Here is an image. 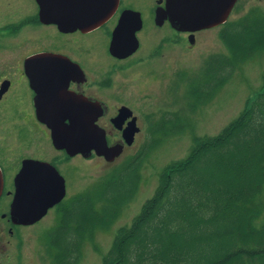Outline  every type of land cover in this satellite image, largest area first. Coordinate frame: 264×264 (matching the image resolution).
I'll return each instance as SVG.
<instances>
[{"label": "flooded vegetation", "instance_id": "1", "mask_svg": "<svg viewBox=\"0 0 264 264\" xmlns=\"http://www.w3.org/2000/svg\"><path fill=\"white\" fill-rule=\"evenodd\" d=\"M40 9L39 0H0V264H24L26 238L20 231L37 222H17L11 214L16 176L26 159L54 165L65 178L66 193L78 159L97 155L107 160L94 149L82 153L58 147L41 117L95 116L108 144L120 146L122 153L140 133L171 131L179 113L172 111L173 80L157 79L167 71L161 57L174 36L195 41L197 32L205 29H177L167 13V0H118L104 22L87 30H64L45 21ZM124 12H130L136 25L141 19L136 28L139 45L132 53L119 56L110 44ZM147 19L155 30L149 34L150 44L142 49ZM153 59L160 61L157 68H147ZM156 70L157 74L152 73ZM146 79L161 84L144 90ZM129 133H134L131 143Z\"/></svg>", "mask_w": 264, "mask_h": 264}, {"label": "trees", "instance_id": "2", "mask_svg": "<svg viewBox=\"0 0 264 264\" xmlns=\"http://www.w3.org/2000/svg\"><path fill=\"white\" fill-rule=\"evenodd\" d=\"M222 26L228 34L264 30V10L252 7ZM229 62L211 56L206 87L223 77ZM195 88L206 90L201 82ZM152 137L96 188L58 204V222L48 231L54 264H80L77 224L89 209L94 226L109 225L125 194L115 180L124 182L138 167ZM103 264H264V84L219 133L196 138L189 154L161 174L141 211L116 231Z\"/></svg>", "mask_w": 264, "mask_h": 264}, {"label": "rangeland", "instance_id": "3", "mask_svg": "<svg viewBox=\"0 0 264 264\" xmlns=\"http://www.w3.org/2000/svg\"><path fill=\"white\" fill-rule=\"evenodd\" d=\"M252 7L264 10V0H238L230 19L239 18ZM146 22L141 34L142 49L146 46L145 43L150 44L149 34L155 30L151 20L147 19ZM222 25L197 32L194 42L181 38L180 35L174 36L172 43L167 45L165 54L161 57L167 71L157 79L173 80L172 111L179 113L178 120L174 118L171 131L151 134L153 137L150 146L144 149L142 162L138 167L133 165L124 182L120 177L115 180L117 190L124 183L120 190L125 194L119 198L120 212L113 215L109 225L104 222L94 226L93 218L89 217L93 213L86 210L83 223L77 224L76 229L80 239V264H103V256L111 247L116 231L120 226L130 224L141 211L145 201L159 186L161 174L189 154L196 138L219 133L262 91L264 30L228 34L223 31ZM214 54L226 56L230 61L229 68L223 77L206 87L207 64ZM159 63V60L153 59L147 63V68H157ZM152 73L157 74L158 70ZM129 79L132 84L130 77ZM136 81L139 82L138 79ZM142 82L148 85L144 90L151 87L157 89L161 84L155 81L148 83V79ZM199 82L204 83L205 92L195 88ZM148 135L138 134L134 145L126 147L115 161H107L97 155L78 159L76 172L67 182L65 198L96 188L113 169H122L129 157L142 149ZM49 147L46 144V150L49 151ZM59 215L58 207H51L35 224L20 231L26 238L23 246L24 264H54L51 253L54 247L49 241L48 231L57 224Z\"/></svg>", "mask_w": 264, "mask_h": 264}, {"label": "water", "instance_id": "4", "mask_svg": "<svg viewBox=\"0 0 264 264\" xmlns=\"http://www.w3.org/2000/svg\"><path fill=\"white\" fill-rule=\"evenodd\" d=\"M237 0H167V13L173 25L180 30H195L224 23ZM41 17L55 22L64 30L93 28L104 22L116 7L118 0H39ZM130 12H124L114 30L111 50L119 56L135 51L139 45L136 35L138 25L130 19ZM129 24H135L131 29ZM191 42L194 38L191 37ZM41 120L51 128L52 139L58 147L69 152L86 153L94 149L113 160L122 152L120 146L108 144L106 134L96 124V117L83 118L76 115L44 116ZM128 142L134 140V133L126 134ZM3 189V175L0 169V195ZM66 194L64 176L52 164L26 159L16 176V193L11 214L15 221L34 223L41 219L48 209L60 202Z\"/></svg>", "mask_w": 264, "mask_h": 264}]
</instances>
